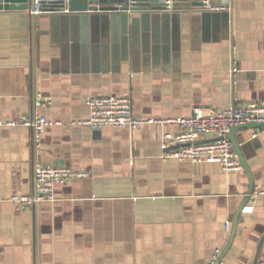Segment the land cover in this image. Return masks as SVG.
I'll return each instance as SVG.
<instances>
[{
  "label": "crops",
  "instance_id": "obj_1",
  "mask_svg": "<svg viewBox=\"0 0 264 264\" xmlns=\"http://www.w3.org/2000/svg\"><path fill=\"white\" fill-rule=\"evenodd\" d=\"M113 6L37 17L0 10V119L40 113L54 122L39 141L32 127L0 126V264H208L216 250L220 264H260L262 128L236 132L254 179L249 193L244 168L163 159L162 135L176 126L94 129L84 121L87 95L128 96L142 117L263 100L264 0H230L221 11L199 0L167 12L101 9ZM36 162L89 176L57 185L53 200L12 202L35 192ZM243 203L253 209H243L226 251Z\"/></svg>",
  "mask_w": 264,
  "mask_h": 264
},
{
  "label": "built area",
  "instance_id": "obj_2",
  "mask_svg": "<svg viewBox=\"0 0 264 264\" xmlns=\"http://www.w3.org/2000/svg\"><path fill=\"white\" fill-rule=\"evenodd\" d=\"M68 2L70 0H34L33 14L40 13V3ZM168 5L172 0H165ZM206 10L221 11L230 8V0L224 3L221 0L213 3L212 0H203ZM85 102L89 108L88 117L84 123L91 128L98 129L106 126L139 128L148 124L161 126H176L178 131L163 133L161 149L163 159L191 160L193 162H216L229 171L241 170L242 164L232 141L227 134L233 125L248 122L264 121L260 114L264 113V99L259 101H239L230 108L213 110L203 106H196L190 115L174 117H142L137 116L132 107L131 98L123 95H87ZM54 124L45 115L35 113L30 117H20L2 120L0 126L25 125L35 131V140L39 141L41 133ZM264 130V126H262ZM255 132L253 136H256ZM206 136L212 137L205 139ZM89 172L72 166L36 162L34 165V190L33 194H16L10 197L12 202L32 205L55 198V187L61 183L72 181L76 178L88 177ZM256 194H264V187L256 190ZM247 206L245 211L252 210ZM231 222L226 223L229 230ZM263 233V232H262ZM262 235V234H261ZM219 250H216L208 264H217ZM264 264V251L260 259Z\"/></svg>",
  "mask_w": 264,
  "mask_h": 264
},
{
  "label": "water",
  "instance_id": "obj_3",
  "mask_svg": "<svg viewBox=\"0 0 264 264\" xmlns=\"http://www.w3.org/2000/svg\"><path fill=\"white\" fill-rule=\"evenodd\" d=\"M147 0H70L68 2H46L43 1L40 3V11H62L63 9H67L70 12L73 11H88L92 9H96L99 7H92V6H97L101 3H115L116 6L113 7H102V10H115V11H120L125 14H130L131 12H134L135 10H140L144 8L148 9H157L161 10L164 12H167L171 10L174 6H176V1L178 0H172V4L168 5L165 0H157L155 2H151L150 4L145 5ZM222 2L226 3L228 0H221ZM213 2V1H212ZM200 6L202 9L205 10L203 7V0H199ZM214 3V2H213ZM34 8V0H0V10H24L28 11ZM36 14H33V17ZM261 117H264V113L260 114ZM264 126V121L258 122V121H253V122H248L245 124H239V125H233L230 130L228 131V138L232 141L234 148L237 152V155L239 157V160L242 164V167L246 171V173L249 176L250 179V185H249V193H254V179L251 174V170L249 168V164L247 162V159L244 155L243 151V146L241 145L240 141L238 140L236 136V132L240 129H248V128H256L260 127L262 128ZM245 203L241 205V207L238 209L233 223H232V228L231 232L228 238V243L226 245V251L229 249L232 245L233 242L236 238V234L239 231V228L241 227L240 224V218L241 215L243 214V209L245 208ZM255 226V225H254ZM253 225H250L248 227V234L250 235L251 231L254 228ZM258 245H263L264 244V231L262 235H260L259 240H258ZM223 255L220 254L217 260V264H220L222 261Z\"/></svg>",
  "mask_w": 264,
  "mask_h": 264
}]
</instances>
